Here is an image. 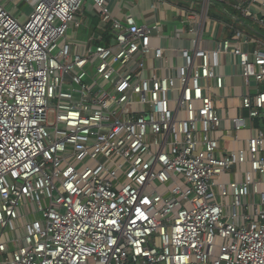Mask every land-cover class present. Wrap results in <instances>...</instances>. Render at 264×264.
I'll use <instances>...</instances> for the list:
<instances>
[{
    "label": "built area",
    "instance_id": "built-area-1",
    "mask_svg": "<svg viewBox=\"0 0 264 264\" xmlns=\"http://www.w3.org/2000/svg\"><path fill=\"white\" fill-rule=\"evenodd\" d=\"M90 1L107 44L77 38L86 0H0V264H264V90L242 96L252 134L229 153L213 98L228 65L264 82V42L201 46L222 0H189L174 65L160 22Z\"/></svg>",
    "mask_w": 264,
    "mask_h": 264
},
{
    "label": "crops",
    "instance_id": "crops-1",
    "mask_svg": "<svg viewBox=\"0 0 264 264\" xmlns=\"http://www.w3.org/2000/svg\"><path fill=\"white\" fill-rule=\"evenodd\" d=\"M152 2L153 0H111L109 2V9L116 18H123L131 14L142 24H152L156 21L160 22L164 35L167 37L165 36L162 40L155 41L165 48V55L172 64L180 65L183 61L177 50L182 47L192 48L194 43L191 40L180 39L179 37L173 38L170 35L179 34L186 30L188 23L183 22L186 17L185 12L183 13L182 11L189 9L200 11L201 4L192 7L189 0H164V4L160 10L154 12L151 9ZM218 2L222 4L218 5L215 2L207 11V17L211 23L204 26L205 31L201 46L206 48L213 47L215 39L232 36L236 30H240L248 36L264 42V36L259 34L260 32L264 34V25L259 24L254 18L246 17L237 6L241 4L244 8L247 7V0H222ZM250 11L254 15L264 18V8L259 4H252ZM94 14L95 11H93L92 5H86V17L83 18V21H88V26L85 27L86 30L82 31L80 39H87L95 34L106 37L107 32L99 29V18ZM203 18L205 19V15ZM216 20L219 23H213ZM246 47L251 48L252 44ZM227 60L229 64L232 63L231 57H228ZM156 63L158 64V62ZM241 71L242 69L239 65L234 68L231 65L226 66L224 68L226 84L222 89L215 90V94L213 95L217 112L222 119L218 132L220 136V147L226 153L244 147L246 138L252 134L250 128L241 130L240 132H237L234 128L233 118L239 115H246V112L241 109L242 96L248 92L254 94L257 90H264V82L257 84L252 81L250 82V87H247ZM263 120L264 116L260 118L259 122H263ZM253 124L257 128L263 129L260 124H256V121Z\"/></svg>",
    "mask_w": 264,
    "mask_h": 264
},
{
    "label": "rangeland",
    "instance_id": "rangeland-1",
    "mask_svg": "<svg viewBox=\"0 0 264 264\" xmlns=\"http://www.w3.org/2000/svg\"><path fill=\"white\" fill-rule=\"evenodd\" d=\"M86 5L90 6V5H92V2L90 0H86ZM31 11H32V9L28 5H25V4L21 5L19 8V14H21L20 21L25 22L27 20L28 15L31 13ZM222 19H224V18H222ZM83 30H86V29L85 28L84 29L83 28L78 29V31H77V38L78 39H80V37L82 36ZM83 39H85V38H83Z\"/></svg>",
    "mask_w": 264,
    "mask_h": 264
},
{
    "label": "trees",
    "instance_id": "trees-1",
    "mask_svg": "<svg viewBox=\"0 0 264 264\" xmlns=\"http://www.w3.org/2000/svg\"><path fill=\"white\" fill-rule=\"evenodd\" d=\"M216 3H217L218 5H219V4H222L221 2H216ZM225 15H226V14H225ZM247 28H248V27H247ZM259 34H260L261 36H264V34H262L261 32H260ZM108 38H109L108 33H106V37H105V39L103 40L102 43H103V44H107V43H108V40H109ZM259 120H260V119H257V120H256V124H257V125L260 124V126L264 129V120H263V122H259Z\"/></svg>",
    "mask_w": 264,
    "mask_h": 264
}]
</instances>
